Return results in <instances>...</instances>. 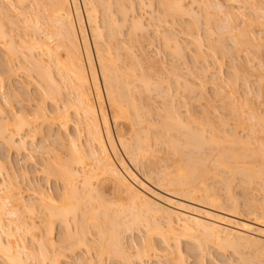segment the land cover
<instances>
[{
    "label": "bare ground",
    "instance_id": "bare-ground-1",
    "mask_svg": "<svg viewBox=\"0 0 264 264\" xmlns=\"http://www.w3.org/2000/svg\"><path fill=\"white\" fill-rule=\"evenodd\" d=\"M195 1H190V3L187 0H161L160 4L165 9L166 16L175 19L177 16L180 17L181 13L188 11L195 14L192 7L199 0ZM232 1L234 3L235 0ZM12 2L14 4L11 2L5 4V0H0V95L3 98V103L0 101V140L17 154L25 153L28 162L33 159L32 163L35 161L34 164L39 163L35 160L36 153L42 154L37 167H40L39 171L45 179L47 188L37 180H29L25 170L22 173L23 177L20 173L21 179L23 178V182L28 180L29 187H25V189L31 188L33 191L31 194L34 195L32 199H25L22 195V191L25 190H21L24 183L21 181L22 185L20 186L19 180L8 182V178L12 179L13 176L9 171L10 162L9 159L0 157V259L4 264H66L72 260L71 257L75 255L76 250L79 251L81 248L89 250L92 246L89 245V240H86L84 228L79 226L81 225L79 220H83V213H85L83 210L90 209L93 204H96L91 203L93 200L98 202V198L102 199V194L105 193L103 189L106 190V186H108L107 188L111 187L109 189L117 194L126 195L130 199L131 207H128L127 210L121 207L110 215L108 208L103 207L105 204L102 200L103 206L99 201L100 205H97L100 208L94 205L98 209L93 207L90 210V216L93 214L94 217L98 214L97 219H107L110 222V228L107 230L104 227H98V234L105 238L103 244L96 246L98 256L102 254H109L111 257L117 256L125 260L126 264H135L136 260L140 264H152V257L160 260L162 256L171 260L173 264H187L183 256L184 252L180 248V242L184 239L194 240L200 253L204 252V248H202L204 243L216 246L220 251L230 248L232 252H238L237 254L240 256L242 254L238 250H244L250 246L252 249L258 247V251L261 249L264 256V213H260L262 218L254 215L253 220H249L248 217V220L245 219L244 222H235L230 217H226L227 215L236 218L238 213L220 208L221 202L218 194L213 188L204 184L206 180L202 177H207V175H201L207 158L203 157L202 159L201 157L200 159L194 155H196L195 152H199L197 153L199 156L204 151L202 150L203 146L208 148L212 144H214L212 146L219 145V147L223 145V149L212 161L213 165L219 168L215 172L218 179L221 176V169L231 173L239 170L240 175L241 172L247 173L248 177L246 174L243 175L251 183V180L258 178L260 181L262 179L264 169L262 168L263 171L260 172L261 167L253 170L247 165L246 168H243L245 170L241 168V171L238 168V163L243 157L247 158L248 156L237 153L234 148L239 144L244 145L245 142L234 134L224 135L222 136L224 141L222 138L219 140L217 138L220 135L215 130L214 132L218 133V136L217 134L211 136L213 128L210 132L211 135H206V138L203 135L206 129L204 130L202 125L200 126L204 130L203 134L202 131H199V125L197 130L193 129L192 126L195 125L194 122L198 118L195 119L191 111L189 113L187 111L186 116L183 117L180 112L176 111L175 106H170V104L174 105L175 100L172 99V104L170 97H173V92L170 91V84L167 83L168 87L165 88V85L163 87L162 84L154 81L150 73H146L142 58L139 55H129L130 52L132 53L130 48L132 46H127L126 42L120 43V40H117L118 43L116 42L115 32L125 26L127 21L130 22L129 26L131 25L129 35L134 36L136 31L138 33L144 31L141 34L145 35L147 27L145 28L144 17L134 14L132 10L135 5L134 1L43 0L42 8L39 7V0H12ZM141 2L143 4V1L140 0L139 3ZM235 2H237L236 7H232L235 11H227L226 14L219 3L211 5L210 2H207L206 6L202 4L206 8L207 5L214 7L217 14H224L229 18V20L225 19L229 23L223 21L217 26V33L218 31L219 33L226 31L233 33L237 30L236 28L240 25L235 26L237 23L235 25L233 22V24L231 23L232 16L233 20L235 15L237 19L239 18L237 16L240 15L242 21L246 22L245 14H243L244 5L252 8L258 20L260 17L264 18V10L260 1L236 0ZM187 3H190L191 7L190 4L187 6ZM232 12L233 14L236 12V14L233 15ZM116 13H120L121 22ZM130 14L132 17L128 18ZM207 16L205 17V19L207 18L205 27L213 23L211 22L213 20H211V13L207 12ZM150 17L153 18L154 15L150 14ZM174 19L171 20L174 21ZM16 22L20 23L21 30L11 27ZM226 22L228 24H225ZM249 22L248 24L251 25V21ZM168 24L167 22L164 26H168ZM173 24H169V27H174ZM16 25L19 27V24ZM208 28L206 29L208 30ZM159 31L160 29H155L157 34L161 33ZM164 34L166 35L163 36V43L167 50L169 48L171 54L180 56L182 45L178 38L171 37L168 33ZM242 34L248 35L244 31L239 33L238 38ZM117 35L120 34L117 33ZM244 35H242L244 40L241 39L239 42V39L235 40L234 38L233 43L239 46L242 41L246 42L249 38L251 40L250 36L245 39ZM192 39L197 44L198 49H196L200 51L201 38L196 36ZM220 49L222 50V47ZM121 50H123V54ZM213 51L215 52V50ZM121 54L122 56L126 55L122 57ZM129 56H132V60H129ZM121 57L122 60L124 59L123 63H121ZM125 59L131 61H128L129 65ZM124 62H127V68L124 67ZM20 69L26 72H24L27 76L25 81L16 78V75H20ZM170 76L178 85L181 83L186 87L192 85L178 69L171 70L167 78ZM187 83L188 85H186ZM31 85H34L36 89L33 94H31ZM154 91L158 95L157 97H161L162 100L165 96L168 97L167 101H164L166 98L163 100V103L165 102L166 105L167 102L171 111L164 109V112L161 108L164 116L152 113L151 104L146 103V99L150 97L147 94ZM229 93V95L234 93V87L230 86ZM22 94L28 96L27 107L19 110L12 108L11 97L19 98ZM176 95L177 93L174 98ZM184 102L186 103V101ZM231 105L234 107L231 106L230 110L238 109L235 104L231 103ZM238 110H235V113ZM251 110L253 111V109ZM200 120L202 121V119ZM198 121H196L197 124H202ZM150 134V137L155 140L153 142L155 144L161 142L165 135L168 136L170 143L166 145L167 147L171 146L169 148L173 154L175 151L176 153L180 152L182 156L186 155L184 157L187 159H183L184 165L181 163L182 168H179L181 165L177 167L176 174L172 175L171 172L165 171L161 175L159 172V175L154 177L157 187L172 198H162L159 196L161 194L158 195L151 191L147 194L144 183L138 181V177L124 159L126 157L135 168L141 166V168L148 169V172L153 175L152 172L156 168L152 169V161L154 165H157L154 157L158 158L157 161L160 160L158 151L157 157L154 155L157 146L156 150L155 147L153 150L152 146L154 145L151 144V146L149 143L151 141H148ZM53 135H55L56 142L60 144L58 150L54 147L50 148L49 144L38 145L36 143L39 138L46 140ZM175 137L181 138V142ZM226 142L230 144L229 148L236 145L232 148L234 150H224L226 148H224V144L228 146ZM206 143H210V145L205 146ZM150 156L154 160L150 158L151 163L147 164ZM204 159L206 162H203ZM247 164L249 163L247 162ZM207 167L205 165V171ZM51 177L53 180L50 179ZM148 179L153 180L152 176H149ZM49 180L54 181L53 187L50 186ZM136 184L140 185L141 190L135 187ZM230 184L226 185L230 186ZM22 187L24 189V186ZM186 202L200 207H193ZM260 205H264V199ZM80 207L83 208V210L80 209V212L83 213L78 212ZM36 208L40 210L39 223H37L39 217L38 221L35 219L37 222L32 217L38 215ZM262 210L264 207H261ZM77 212L80 215L83 214L82 217L77 218ZM146 213L149 215L161 214L165 217L166 224L163 225L156 219L154 220V215L153 220L143 219L147 217ZM221 214H225V216ZM26 215L28 216L26 217ZM70 216L73 222L70 220ZM28 217L30 219L26 220ZM55 221H58L66 231H63L62 238L60 236L59 238L53 237ZM73 223H77L76 226H79L80 232H75V228L78 230V227H75ZM70 226L74 232L70 231ZM121 226L124 228H121L124 233L131 231L135 226H141L146 235L141 240V244H139L141 247L137 248L139 249L136 251L137 253L132 255L133 257L129 256V250L120 237L121 230L118 228ZM152 234L160 238L163 247L165 250L168 249V252L160 253L161 249L159 250V247L151 241ZM27 236L31 238L30 243L26 242ZM200 240L203 242L200 243ZM56 242H61V244ZM130 246L128 247L130 248ZM244 251L242 252L244 253ZM243 261L249 263L250 259L246 262L245 259ZM76 264L102 263L94 262L89 257L78 260Z\"/></svg>",
    "mask_w": 264,
    "mask_h": 264
},
{
    "label": "rangeland",
    "instance_id": "rangeland-1",
    "mask_svg": "<svg viewBox=\"0 0 264 264\" xmlns=\"http://www.w3.org/2000/svg\"><path fill=\"white\" fill-rule=\"evenodd\" d=\"M9 1V0H8ZM134 1L133 3L135 5H133L134 9L133 12L134 14L138 15V16H142L144 23H145V35L141 34L144 33V31L139 32L136 31L134 36L132 34L129 35V31L131 29V25L129 26L127 21V24L123 27H121V31L120 29L117 30L116 33V42L118 43V41L120 40L122 42H126L124 44H126L127 46H132L130 47L132 50V53L129 55H139L142 58V63L144 64V68H146L145 70L147 71L146 73H150V76L154 79V81H156L157 83H160L163 85V87L167 88L168 86L166 85L167 83L170 84V91L172 90V98L171 99V103L173 104V100H174V105L170 106H175L177 108L176 111L180 112L181 115L183 117L186 116L187 111L189 113V111H191L193 114V117H195V119L199 120L200 123L202 124H197V120L194 122L195 125H193V123H191L192 128H196V130L198 129L197 127H199L200 125L204 126V130L201 128V126L199 127V131H204V136L209 135L211 132V129L213 128V133L211 136H218V133L220 135L219 138L217 139H221L222 141H224L223 137L224 135H236L238 137H240V139L243 140L244 145H240L239 146L236 145L229 148L230 144H228V146L226 144H224V150H230L234 147V151H236L237 153L243 154L248 156L247 158H244L238 163V168L241 170H245L243 168H246L247 165H249V168L251 167L253 170L254 169H261L259 170L260 172H262V168L264 169V18L260 17V19L258 20L256 15L254 14L253 10L251 7L247 6L245 7L244 5V9H243V14H245V19L246 22H243L242 17H239L238 19L230 18L231 23L233 22L234 25L235 23H237L235 26L240 25L238 28H236L237 30H235L233 33H227L225 34L223 33H218L216 32V28H218L217 26L220 25L223 21H227L225 20L227 17L226 15L224 16V14H217L216 9L214 7H205L206 4H218L219 6L223 7V12L226 14V12H231V11H235L237 2L232 0H197L198 2L195 3L193 5V9L192 11L196 12L195 14H192L190 11L189 14L186 13L185 15H183L184 13H181L179 16L180 17H176L171 18L169 16H166V11L165 9L161 6L160 1L161 0H141L143 1L140 2V0H132ZM139 1V2H138ZM168 1V0H167ZM186 1V0H185ZM191 2H193V0H190ZM189 0H187V2H190ZM200 1H203L202 3H199ZM261 2V6L262 9L264 10V0H258ZM11 3L12 0H10ZM7 2V0H5V4L6 3H10ZM40 4L39 7L42 8L43 7V0H39ZM190 2V3H191ZM194 2H196L194 0ZM205 2V3H204ZM208 2V3H207ZM186 5V2H184ZM187 3V6L190 4ZM214 3V4H213ZM14 4V3H13ZM204 4V5H202ZM221 4V5H220ZM242 4V3H240ZM243 5V4H242ZM115 7V6H114ZM191 7V4H190ZM204 7V8H203ZM233 7V8H232ZM164 9V10H163ZM225 10V11H224ZM262 10V12H263ZM165 11V12H164ZM207 12L208 14L211 13V22L213 23H209L210 28L205 27V22L206 19L205 17L207 16ZM131 13V12H129ZM118 14V13H116ZM120 14V13H119ZM116 15L117 17H121V15ZM133 14V13H132ZM150 14L154 15L153 18L150 17ZM191 14V15H190ZM230 14V13H229ZM233 14V12H232ZM236 14V12L234 13ZM233 14V15H234ZM238 15V14H237ZM264 15V12H263ZM262 15V16H263ZM130 15H128V18H131ZM176 16V15H175ZM119 17V20L121 19ZM208 17V16H207ZM210 17V16H209ZM230 17V16H229ZM14 19V18H13ZM163 19V20H162ZM171 19H174V21H172ZM229 20V18H227ZM15 20V19H14ZM130 21V20H129ZM164 21L167 23H169L171 25V23H174L172 26L174 27H169L170 25L168 24V26H164ZM249 21H251V25H249L248 23H250ZM121 22V20H120ZM119 22V23H120ZM228 22V21H227ZM225 24H228V23ZM163 23V24H162ZM232 23V24H233ZM240 23V24H239ZM19 24V27L16 25ZM15 25H12L11 27L13 29H18L21 30V26L20 23L16 22ZM22 24V23H21ZM159 26V27H158ZM158 28L160 29L159 34H157L155 32V29ZM208 28V30L206 29ZM244 31L247 32V36L251 37L247 39L245 36V41H242V43L238 45H235L233 42V39L235 38V40L239 39V42H241V39L244 40L242 38V35L240 38H238L239 33H243ZM120 32V33H119ZM19 33V32H18ZM120 34V35H117ZM122 33V34H121ZM137 33V34H136ZM164 33H168L171 37L175 36L178 38L179 43L183 46H181L180 48L182 49V53L179 55H174L171 54L172 52L169 50H167V47L164 45L163 43V36H165L166 34ZM225 34V35H224ZM19 35V34H18ZM144 37H143V36ZM222 37H221V36ZM224 35V36H223ZM200 37L201 41H202V47L199 50L197 46V44L195 42H193L194 39H192V37ZM240 36V35H239ZM243 36V37H244ZM256 38H254V37ZM191 37V38H190ZM142 38V39H140ZM253 39H255L254 41H252ZM118 40V41H117ZM138 40V42H136ZM142 42H141V41ZM250 41V42H247ZM254 43H252V42ZM238 43V41H237ZM249 43V47L247 46V44ZM140 44V45H139ZM196 44V45H195ZM225 46H223V45ZM242 44V45H241ZM245 44V45H244ZM120 45V44H119ZM220 47H219V46ZM256 45V46H255ZM216 48H215V47ZM218 46V48H217ZM246 46V47H245ZM222 47V50L220 49ZM248 47V48H247ZM133 48V49H132ZM184 48V50H183ZM197 48V49H196ZM214 48V49H213ZM225 50H224V49ZM247 48V49H246ZM254 49V50H253ZM215 50V52L213 51ZM122 54H123V50ZM120 51V52H121ZM171 53H170V52ZM134 52V54H133ZM214 52V53H213ZM228 53V54H227ZM121 54V56H122ZM126 55V54H125ZM125 55H123L122 57H125ZM138 56V57H139ZM121 57V63H123L124 59L122 60ZM127 57V56H126ZM129 60H132V56L128 57ZM128 59H125V61H129ZM127 62H124V67L127 68ZM131 62V61H129ZM128 62V65L130 64ZM133 62V61H132ZM126 64V65H125ZM122 65V64H121ZM261 65V66H260ZM123 66V65H122ZM131 67V65H130ZM137 67V66H136ZM135 68V66H134ZM139 68V67H138ZM136 69V68H135ZM178 69V71L183 75V77L188 79V82H190L191 87H186L183 85V83H181V85L177 84L173 78H167V75L169 76L171 70H175ZM1 70V69H0ZM23 69H20V75H16L17 79H20L22 81H25L27 78V76H25L24 74V70L21 71ZM139 70V69H137ZM144 70V69H143ZM144 70V71H145ZM169 71V72H168ZM22 72V73H21ZM26 73V72H25ZM169 73V74H168ZM15 84V82H13ZM189 84V85H190ZM165 85V86H164ZM188 85V83L186 84ZM7 88L9 89L8 84L6 83ZM230 86L234 87V93L232 95H229V91H230ZM31 94H33L36 89L34 85H31ZM6 89V90H8ZM175 91V93H174ZM12 93V92H11ZM176 98H174L175 94ZM13 94V93H12ZM151 94V95H150ZM147 94L149 95V99H146V103H150L151 104V109L153 110L152 113H154L155 115H159L162 114L164 116V109H169L170 107L167 106V102L165 105V102L163 103V100L167 98L165 96H163V100L161 97V99H159L157 96V94H155V91ZM146 95V96H147ZM179 95V96H178ZM146 98V97H145ZM186 101V103L183 101ZM149 100V101H148ZM162 100V101H161ZM0 101L1 103H3V98L0 95ZM176 102V103H175ZM11 106L14 109H21L23 107H27V104L29 103L28 101V96L27 94H22V96L20 95L19 98L12 96L11 97ZM188 103V104H187ZM235 104L237 106V108L239 109H232L230 110V107ZM164 104V105H163ZM169 104V102H168ZM162 106V107H161ZM167 106V107H166ZM10 107V106H8ZM175 107H173V109H176ZM162 108L163 111H161L160 109ZM232 108V107H231ZM236 108V107H235ZM253 109V111L251 110ZM238 110L237 113H235ZM157 111V112H156ZM168 111V110H166ZM171 111V110H170ZM232 111V112H231ZM156 112V113H155ZM159 112H163V113H159ZM169 112V111H168ZM234 112V113H233ZM153 114V115H154ZM254 115V116H253ZM205 118H207V123L206 120H204ZM253 118V119H252ZM261 118V120H260ZM192 119V118H191ZM202 119V121L200 120ZM193 120V119H192ZM192 120L189 119V121L193 122ZM198 121V122H199ZM262 121V122H261ZM224 122V124H222ZM212 125H211V124ZM254 124V125H253ZM197 125V126H196ZM199 125V126H198ZM210 126V127H209ZM254 128H253V127ZM208 129V130H207ZM210 129V130H209ZM214 130L216 132H214ZM198 131V132H199ZM209 132V133H208ZM208 133V134H206ZM153 135V134H152ZM151 134L148 136V141L150 145H154L155 150H156V146H157V150L154 153V155H156L157 151H158V157L160 161H157L158 158L156 159L154 157V159H152V157L150 156L147 160V164L148 162H150V158L152 160H154L157 165L152 164L153 168L151 166V168L155 170L152 172L153 175H151L150 172H148V169L145 168H141V166L136 167L129 162V160L124 157V155L122 154V156L124 157V159L126 160L127 164L129 165L130 169L133 171L134 174H136V177L138 179V181H141V183L143 185H145V192L147 194L149 193H157L159 196H161L162 198H172L170 195H167V193L163 192L162 189H160L159 187H157V185L154 182V177H156V175H159L158 173L160 172V175L162 174V172L165 173V171L171 172L172 175L176 174L177 172V167L180 166L179 168H182V164L184 165V160L183 159H187L186 155H183L180 152H175L174 150V154L171 151V146L167 147V143L169 142V137L168 136H164L161 140V142H159L158 144H155L153 142H155V140L153 139V137H150ZM154 136V135H153ZM208 136V137H211ZM55 135H53V137H50L49 139L46 140H41V138L38 139V141H36V143L38 145H47L49 144V147L52 148L54 147L55 149L60 147V144L56 142V140L54 139ZM149 138H151L149 140ZM207 138V136H206ZM216 138V137H215ZM175 139H180L181 142V138H176ZM55 140V142H54ZM154 140V141H153ZM53 141V142H52ZM164 141V142H163ZM210 145V143H206L205 146ZM216 144V143H215ZM214 145V144H212ZM211 145V146H212ZM226 145V146H225ZM208 148L204 147L202 148V150H204L203 152H201V154H198L199 152H195L196 155H194V157H203L206 159L207 158V162L205 161V159L203 160V162L205 161V165L207 168L206 171L204 170L203 167V172L201 173V175L203 176L204 174L207 175V177H202L205 178V182L204 184L210 186L211 188H213L216 192V194H218L219 199H220V208L222 207V209L224 208L225 210H233L236 212V214L238 213V215H236L237 217H232V216H227L226 217H230L231 220H235V222H244L245 219L248 220H253L252 218L258 217L260 216L261 218L264 216H261L260 213H264V210L261 211V207H264V205H260L264 199V185L261 186V184H264V175L262 176V179L259 181V179L257 178V180L255 178V180H251V183L249 182L250 180L247 179L248 175L247 173H243L240 175V173H238V171H234V173L229 172V171H224L221 169V176L220 179H218L215 175V172H217L219 170V168H216L212 161L216 158V156L218 155V153L221 151V149H223V145H221L219 147L218 146H212V147ZM62 147V146H61ZM172 147L173 144H172ZM177 147V146H175ZM222 147V148H221ZM205 148V149H204ZM62 149V148H61ZM173 149V148H172ZM175 149V148H174ZM45 150V149H43ZM42 150V151H43ZM170 152H169V151ZM176 150V149H175ZM121 152V151H120ZM172 152V153H171ZM194 153V154H195ZM179 154V155H178ZM181 154V155H180ZM160 155V156H159ZM182 156V159H181ZM191 156V155H190ZM0 157L4 158V159H9L8 161L10 162V174H13L12 179L8 178V182H13L14 180L18 181L21 183V181L23 182V178L21 179L20 173H24L23 171L26 170L27 172V176L28 179L30 180H37V182H39L41 185H43L44 187L47 188V185L45 183V179H43V176L41 175L42 173L39 171L40 167H37L40 163L39 158L42 157V154L40 152L36 153L35 155V160L39 163H35V161L30 159V162H28L29 160L26 159V155L25 153H16V151L14 150H10V148H7L3 141L0 140ZM157 157V155H156ZM161 158V159H160ZM26 159V160H25ZM182 160V161H181ZM202 161V160H201ZM247 162L249 164H247ZM151 163V162H150ZM149 163V164H150ZM160 163V164H158ZM179 163V164H178ZM246 163V164H245ZM243 166V167H242ZM166 168V169H165ZM178 168V169H179ZM137 169V170H135ZM140 169V170H139ZM209 169V171H207ZM218 169V170H217ZM156 171V172H155ZM148 172V173H147ZM236 172V173H235ZM264 174V172H262ZM261 173V174H262ZM246 174L247 177H245ZM250 174V173H249ZM260 174V175H261ZM153 178V180L148 179L149 176ZM220 175V174H219ZM23 177V174H22ZM145 177V178H144ZM6 178V177H5ZM17 178V179H16ZM224 180H223V179ZM52 179V177L50 178ZM146 179V180H145ZM226 179V180H225ZM53 180V179H52ZM50 181L51 185L53 187V185L55 183H53L54 181ZM28 180L24 181L23 185L22 183L20 184L21 186V190H25L22 191L23 192V196L24 198H29L32 199V197L34 196L33 194H31L33 191L31 190V188H27L25 189V187H29L28 186ZM153 181V182H152ZM225 181V182H224ZM229 181V182H228ZM262 181V182H261ZM15 182V181H14ZM249 182V183H247ZM136 183V182H135ZM134 183V184H135ZM227 183H231L230 186L226 185ZM108 185V184H107ZM106 186V185H105ZM110 186V185H109ZM149 188H148V187ZM156 186V187H155ZM31 187V186H30ZM108 186H106V190L103 189L105 191V193L103 192L102 194V199L101 197L98 198V202L101 201V205H102V200L103 203L105 204V206L108 208L109 210V214H113L115 212V210L120 209L121 207L124 208L125 210L128 209V207H131V202L130 199L127 198L126 195L124 194H117L114 191L110 190L111 187L107 188ZM135 187H137L138 189L141 190V187L139 184H136ZM149 190V191H148ZM154 190V191H153ZM151 191V192H150ZM101 199V200H100ZM237 200V201H233V200ZM34 200V199H33ZM97 201V199H95ZM98 202H95L94 200L91 202L96 203L93 204V206L89 209H85L83 210L82 207L79 208L83 210V212L85 211L86 216L82 217L80 213H78L77 218L79 216L82 217L83 220H79V222L81 221V225L79 226H83L82 228H84V234L86 236V240H89V245H91L92 249L90 248L89 250H85L82 249L81 250H76L75 251V257L74 256H70L72 260H70L69 262H67L66 264H74L75 262L77 263L78 260H83V258H91L92 260H94V262H98L100 261L102 264H126V261L119 258V257H115L111 255H107V254H102L100 256L97 255L98 253V249H97V245H101L103 244L105 238L101 237L98 233V227H104L106 230L110 228V222L107 219H97V216L93 217L90 216V210H92V208L94 207V205H100ZM188 203V202H186ZM91 204V205H92ZM190 204V203H188ZM97 205V206H98ZM133 205V202H132ZM193 207H200L197 206L195 204H190ZM95 206L94 209H98V207L100 208V206ZM85 207V206H83ZM235 207V208H234ZM38 208V207H37ZM36 208V213L38 212L37 216H32L34 218V220L38 219L39 217V221L36 222L39 223L40 222V210L41 208L39 207L40 210H37ZM105 209V208H104ZM223 209V210H224ZM257 209V210H255ZM87 210V211H86ZM107 210V209H106ZM228 211V212H229ZM231 211V212H233ZM260 211V212H259ZM257 212V213H255ZM107 213V214H108ZM144 214V213H143ZM147 214V213H146ZM145 214V216H146ZM149 214H147V217H144V215H142L143 219L150 221L153 220V215H154V220L156 219V221L160 222L161 224L165 225L166 224V219L165 217H163L161 214H153V215H149L151 217L148 216ZM222 216L225 214H221ZM254 215H256L254 217ZM258 215V216H257ZM28 215H26L27 217ZM96 218V219H95ZM99 218V217H98ZM233 218V219H232ZM242 218V219H241ZM30 219L29 217L26 218V220ZM240 219V220H239ZM70 220L71 216H70ZM143 220V221H145ZM73 222V220H72ZM74 224V223H73ZM77 224V223H76ZM76 224H74L75 227V232L79 230V226ZM79 224V223H78ZM43 225V224H42ZM41 225V226H42ZM54 238H59V236L61 237L64 231V228L62 227V225L60 226V223L58 221H55L54 223ZM70 225L72 226V223H70ZM70 226V231H73L74 227L71 228ZM44 227V226H42ZM42 230H44V228H42ZM123 226H121L120 229ZM63 228V229H62ZM141 226H135V228L131 229V231H125V233L121 230L120 233V237H122L123 242H125L124 244L127 246V249L129 250V256L133 257L132 255L136 254L141 246L139 244H141V240L144 237V232L142 230ZM72 229V230H71ZM124 229V228H122ZM137 229V230H136ZM264 229V227H263ZM66 232V231H64ZM74 232V231H73ZM83 232V231H82ZM123 232V233H122ZM72 233V232H71ZM143 234V235H142ZM146 236V235H145ZM157 235H151L152 238V242L153 244L155 243V245H157L159 247L160 253H164L166 252L168 249L165 250V247H163L164 245L162 244L160 238ZM62 238V237H61ZM5 239V237H4ZM182 242H180V248L181 250L184 252L183 256L185 257V261L187 264H264V256L261 253L258 254V247L254 249H252L250 246L247 249L244 250H238L241 251V256L240 254H237L238 252H232V250L226 249V251L223 250H219L216 246L210 245V244H202V248H204V252L200 253L199 248L197 247V244L194 243L195 241H191V240H181ZM191 241V242H190ZM201 241V240H200ZM26 242L30 243L31 242V238L30 237H26ZM203 241H201L200 243H202ZM57 244L59 242H56ZM61 244V242L59 243ZM129 245L130 248L128 247ZM139 247H138V246ZM204 245V246H203ZM197 247V248H196ZM246 248V247H245ZM240 249V248H239ZM256 249V250H255ZM165 250V251H164ZM169 251V250H168ZM167 251V252H168ZM244 251V253L242 252ZM240 253V252H239ZM204 254V255H203ZM202 257V258H201ZM245 262L246 260L250 259V262L248 263H244V259ZM248 258V259H246ZM152 264H173L171 262V260L169 259H165V257L163 258L162 256L160 257V260L158 262V260H156V258L152 257ZM156 260V261H155ZM138 260H136L135 264H140L139 262H137ZM75 263V264H76ZM0 264H4V262L2 261V259H0Z\"/></svg>",
    "mask_w": 264,
    "mask_h": 264
}]
</instances>
